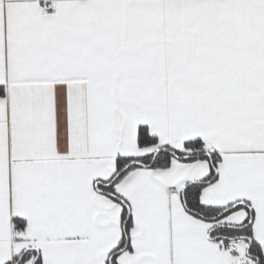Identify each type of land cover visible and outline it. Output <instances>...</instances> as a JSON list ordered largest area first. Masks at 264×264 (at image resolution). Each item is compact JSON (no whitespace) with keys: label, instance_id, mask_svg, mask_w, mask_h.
Wrapping results in <instances>:
<instances>
[{"label":"snow or ice","instance_id":"snow-or-ice-1","mask_svg":"<svg viewBox=\"0 0 264 264\" xmlns=\"http://www.w3.org/2000/svg\"><path fill=\"white\" fill-rule=\"evenodd\" d=\"M0 264H264V0H0Z\"/></svg>","mask_w":264,"mask_h":264}]
</instances>
